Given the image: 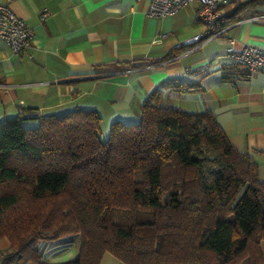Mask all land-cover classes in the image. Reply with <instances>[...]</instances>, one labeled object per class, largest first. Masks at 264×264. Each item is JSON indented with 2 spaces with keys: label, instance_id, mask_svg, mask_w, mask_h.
Instances as JSON below:
<instances>
[{
  "label": "trees",
  "instance_id": "trees-1",
  "mask_svg": "<svg viewBox=\"0 0 264 264\" xmlns=\"http://www.w3.org/2000/svg\"><path fill=\"white\" fill-rule=\"evenodd\" d=\"M222 67L227 79L243 66ZM160 94L146 96L138 121L111 122L104 141L96 109L41 114L31 127L0 121V238L10 243L1 264H99L106 251L125 264H264L256 161L212 111L161 105ZM68 235L79 236L76 257L43 258V242Z\"/></svg>",
  "mask_w": 264,
  "mask_h": 264
},
{
  "label": "crops",
  "instance_id": "crops-1",
  "mask_svg": "<svg viewBox=\"0 0 264 264\" xmlns=\"http://www.w3.org/2000/svg\"><path fill=\"white\" fill-rule=\"evenodd\" d=\"M246 1L224 6L232 24L225 34L176 47L204 29L196 1L153 17L149 0H0L33 30L30 46L20 53L0 40V82L6 84L0 88V121L21 116L36 124L41 114L96 109L109 128L114 120L138 121L144 99L159 88L161 105L212 111L231 144L256 161L264 182V73L237 67L225 69L227 79L222 74V65L232 63L225 55L228 37L237 51L264 47V19H249L264 13V0L237 8ZM43 8L50 13L40 21ZM176 78L201 89L176 92L165 85ZM9 245L0 238V252ZM78 249L75 235L42 243L43 258L51 262L73 259ZM99 264L125 263L106 251Z\"/></svg>",
  "mask_w": 264,
  "mask_h": 264
},
{
  "label": "built area",
  "instance_id": "built-area-1",
  "mask_svg": "<svg viewBox=\"0 0 264 264\" xmlns=\"http://www.w3.org/2000/svg\"><path fill=\"white\" fill-rule=\"evenodd\" d=\"M196 1L198 7L196 15L204 29L191 37L185 38L175 45H191L216 38L225 34L232 24L226 23L224 6L228 0H149L147 14L153 17H163L177 12L184 5ZM43 8L39 13V20L43 21L49 14ZM250 20L264 19V13L252 16ZM33 38V30L26 21L17 16L6 3L0 2V40L5 42L12 52L20 53L27 49ZM234 38L228 37L226 57L234 63L242 65L248 73L260 71L264 73V47L244 45L240 50L233 47ZM6 84L0 82V88ZM264 90V83H262Z\"/></svg>",
  "mask_w": 264,
  "mask_h": 264
},
{
  "label": "rangeland",
  "instance_id": "rangeland-1",
  "mask_svg": "<svg viewBox=\"0 0 264 264\" xmlns=\"http://www.w3.org/2000/svg\"><path fill=\"white\" fill-rule=\"evenodd\" d=\"M105 122H106V120H103V122L100 124L99 130H98V136H99V139L101 141H104L106 139L107 135H108V126H107V124ZM34 125H36V124H34V123H32V124L24 123V126H28V127H31V126H34ZM68 236H70V235H68ZM75 236L79 237L78 235H75ZM63 238H65V237H63ZM63 238H60V239H63ZM60 239H58V240H60ZM58 240H55V241L57 242ZM51 242H53V241H51ZM41 247H42V244H41ZM262 251H264V246H262Z\"/></svg>",
  "mask_w": 264,
  "mask_h": 264
}]
</instances>
